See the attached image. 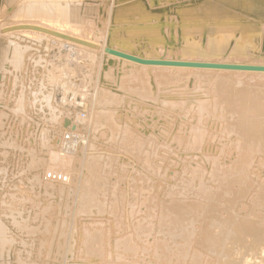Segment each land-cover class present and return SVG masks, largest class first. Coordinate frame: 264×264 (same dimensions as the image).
<instances>
[{"label": "rangeland", "instance_id": "obj_1", "mask_svg": "<svg viewBox=\"0 0 264 264\" xmlns=\"http://www.w3.org/2000/svg\"><path fill=\"white\" fill-rule=\"evenodd\" d=\"M43 21L46 25L63 28L68 33L75 35L78 33L77 36L96 42V47H84L77 43L75 45L71 41L68 43L59 41L51 35L18 31L13 27L7 29L10 25L20 22L42 24ZM107 45L140 56L162 57L169 60L182 58L197 61L264 64V0H0V222L2 223H0V264H67L70 261L71 264H75L74 261L76 264H89L90 262L92 264H189L190 260L196 264L200 262L206 264L208 260L209 264H223L225 258L222 254L207 252L208 250L202 248L199 243V233L204 225L209 224V218L203 217L202 211L206 208L208 211L210 208L209 210L213 212L219 204V207L225 205L221 210L222 213L227 209L228 213H239L246 218L258 219L259 231L257 235L251 236L250 243L253 241V247L256 244L257 250L264 252L262 242L264 241V228L261 226L264 217V181H262L264 180V163H261V156L255 157L258 162L253 159L244 184L237 186L235 183L238 182L234 180V183L231 180L226 185L230 188L227 189V194L215 197L218 194L215 192L217 189L226 188V186H221L220 177L225 174L233 175L235 172L231 162L234 164L236 159H239L235 154L239 138L225 132L227 128L223 125L229 120L220 113L222 107L220 105L221 108H219V104L214 99L216 96L210 86L211 83L213 84L211 78L210 80L205 78L203 81L202 77H199L203 76L202 74L189 75L188 78L185 76L177 82L165 84L160 78L151 76L150 83H152L151 91L153 92L150 91L145 98L137 97L138 95L130 92L126 94L114 92L115 95L120 94L124 97L116 95L109 102V106L114 110L108 107L116 112V120L121 124L126 122L123 126L129 124L128 128H131L133 132L135 142L130 147L128 145L129 148L126 146L129 152L124 150L126 147L118 142L113 144L110 142L111 144L107 145L109 141L103 140L105 139L103 131H93L90 130L91 125H85L84 121H87L95 108L101 105L95 103V98H98L100 92L106 89L102 88L104 87L102 82L109 83V85L114 84L112 77L118 69L117 73L122 72L125 75L141 70L129 66L125 68L123 65L121 67L117 65V68L113 65L109 66L105 57ZM103 71H108L110 74L106 81L102 80ZM237 76L235 80L231 77L235 82L229 86L264 87V76H247L242 82H240L242 77ZM107 89L112 90L109 87ZM211 91L214 96L210 94ZM46 98L48 102L44 100ZM131 100H134L133 104ZM197 107L203 108L200 110ZM120 108L121 112L116 110ZM122 111H127L126 116ZM200 111L201 114H199ZM212 113L215 115L212 116ZM66 117L78 122L81 129L79 134L83 141L77 148L72 147L74 149L63 148L64 145L61 146L58 142L61 141V135H63L64 122L62 121ZM131 117L133 120H130ZM193 128L194 130L204 128L205 133L202 134L201 131L198 133L200 135L197 134L198 140H202L197 141L198 145L194 143L196 141L193 136L197 131L191 130ZM224 132L225 134H222ZM184 134L185 137H183ZM93 141L96 144H93ZM91 144L96 149L102 146L99 150H104L105 156L111 155L119 147L117 151H120L113 152V156H110L112 161L107 164L108 166L104 165L103 177L106 183L103 180L105 184L100 191L105 197L108 193L110 194V191L116 195L129 192L130 198H125L123 204L131 210L132 214L122 206L124 207L123 212L118 209L117 215L105 210L102 214L92 213L90 218L88 215L85 218L83 216V220H81L82 217L78 218L76 210L84 168L86 153L84 151L90 150L88 147ZM114 144L115 149L112 148ZM194 144L196 146H193ZM229 148H235L236 152L232 149L228 152ZM216 149L222 150L219 152ZM123 150L127 151L126 156ZM176 150L177 153H175ZM115 154L118 159L114 157ZM217 154L219 155L216 156ZM211 158L214 159V163ZM248 158L247 156L245 160L250 159L251 161V158ZM113 164H121L114 167L118 172L125 173L122 176L113 175L115 174L114 170L112 172ZM49 173H56L61 177L51 178L47 176ZM183 181L184 184L181 186L180 182ZM260 184L261 188H259ZM199 192L208 194L210 198L213 195V202L209 201L210 199L203 200V198H208ZM145 193L148 197L144 195ZM169 199L177 205L180 204V208L188 213L184 221V227L188 229V232H184L182 236L179 234H176L177 236L167 234L166 237L161 235L162 230L159 224L166 219L162 218V214H165L162 210L167 202L172 203ZM129 214L130 217L127 216ZM121 215L124 216L121 217ZM94 225L103 232L105 236L103 245L105 244V250H109L97 257L87 256L82 249H79L82 248L81 245H78L83 228ZM75 227L77 231L79 230V235ZM118 230L124 232L116 234ZM73 231L77 236L75 246L78 247H74L72 251ZM124 234L133 235V242L129 247H135L138 251L130 249L131 251L127 253L121 254L120 251L117 254L112 253L110 250L112 247L110 249L109 247L113 246V238L117 240ZM258 234H261V237ZM170 238L172 240L175 238L174 244ZM161 240L165 243L170 241L169 247L165 248ZM157 241L163 246L162 248L157 246V248L165 254L154 250L153 244ZM218 243H221V240ZM224 243L221 250L225 249L233 254L232 264L263 262L257 260L259 252L252 250L249 242L240 245L227 241ZM93 258L96 259L93 261ZM193 261L190 264H194Z\"/></svg>", "mask_w": 264, "mask_h": 264}, {"label": "bare ground", "instance_id": "obj_2", "mask_svg": "<svg viewBox=\"0 0 264 264\" xmlns=\"http://www.w3.org/2000/svg\"><path fill=\"white\" fill-rule=\"evenodd\" d=\"M27 21V20H26ZM44 23V24H43ZM14 25V26H13ZM13 25H8L11 29V27L15 28V29H18V31H26L28 33H39V34H45V35H51L53 36L54 38L58 39L59 41H65V42H69L71 41L73 44L77 43V45H82L84 47H92V46H95L96 47V42L94 43L93 41L89 40V39H85V38H82L80 36H77V34H73V33H68L67 31H65L63 28H57V27H53L52 25H46L45 22L43 21L42 24H39V23H36V22H32V23H28V22H20V23H16V24H13ZM55 26V25H54ZM4 28V27H3ZM5 29V30H7ZM10 33V32H9ZM32 35V34H31ZM30 37V36H29ZM49 38V37H48ZM76 45V44H75ZM99 45V44H98ZM108 46V45H107ZM264 46V45H263ZM83 47V48H84ZM121 53L123 55H129L133 58H137L139 60H147L146 62H139V61H136L134 59H131L129 57H124V56H120L118 55L117 53ZM105 57H106V62L107 64H109V66H115L117 68V65L121 67V65H123L124 67L125 66H129V67H134L136 69H141V70H138V72H133V73H129L128 75H125V74H122L121 73H117V70L114 74V77L112 82H115L114 84L111 83V85L106 84L104 82L103 85L104 87L102 88H106L105 90L103 89V92L99 94L98 98H95V103H100L101 105L99 106H95V110L94 112L92 113V115L89 117V119L87 121H84L85 122V125H91V129L90 130H98L101 132L103 131L104 135H105V139H103L104 141H109L107 143L108 144H113L114 142H118L119 144H121L122 146H127L131 144H133V142H135L133 139V132L131 130V128L129 129L128 125L125 127L123 126V124L126 122H124L123 124L120 123V121H117L115 115L116 112H114V108H112L111 106H109V102L112 101L114 99V97L118 94L115 95L114 92L116 93H125L126 92H130V93H135L136 95H138L137 97H141V98H145L147 97V95H149L151 89H152V83H150V78L151 76H156L158 78H160L161 82L165 83V84H171V83H174V82H177L179 81L181 78H185V76L188 78L190 77L191 75H203V76H199V77H202V80L204 81L205 78H211L213 84L211 83V89L214 91V94L216 96V98H214L216 101H217V104H219V108H221V112L222 114H224V117L227 118L229 120V122H227L226 124L223 125V127L225 126L227 129L225 132H227L226 134H233L236 138L238 137L239 138V145H237L236 147V150L237 152L235 151V148H231L232 150H234L237 155V158L239 159H236V162L234 164H232L231 162V165L233 166V170H235L234 174L233 175H224L222 177H220L221 179V186L222 187H225L228 183H230L229 181H233L235 183V181H237L238 183H235V185H240L241 184H244V182L246 181V178L248 176V171H249V167L251 166L250 164L252 163L253 159H256L258 156L257 155H260L261 158V163L263 162L264 163V87H249V86H236V87H231L229 86L230 84H232L233 80H235V77L238 75L240 77H242L241 81L242 82L247 76L249 77H254V76H264V69H259L257 68L258 67H264V64H258V63H238V62H235V63H227V62H221V61H217V62H212V61H203V60H192V59H182L180 58L179 60H169V59H164V58H160V57H146V56H140L138 54H134L132 52H129L127 50H121V49H118V48H112L111 46H108L106 47V52H105ZM175 61V62H186V63H198V62H202V63H214V64H217V63H221V64H226V65H241V66H246L247 68H243V67H235V68H226V67H203V66H199V67H196V66H189V65H184V64H174V63H162V64H159L158 61ZM150 61H156V63H151ZM105 62V63H106ZM102 64V63H101ZM107 66V65H106ZM108 66V67H109ZM127 67V68H129ZM107 68V67H106ZM114 68V67H113ZM126 68V67H125ZM123 68V69H125ZM110 69V68H109ZM153 69V71H152ZM106 71V69H104ZM112 70V68H111ZM116 70V69H115ZM151 70V71H150ZM103 71L102 72V80L103 81H106L108 75H110L107 72ZM122 71V69H121ZM128 71V70H127ZM113 72V71H111ZM113 72V73H114ZM125 72V71H124ZM123 72V73H124ZM132 72V71H130ZM152 72H154L152 75ZM111 73V74H113ZM125 75V76H124ZM190 75V76H189ZM214 77H211L213 76ZM113 76V75H111ZM237 76V77H238ZM233 80H232V78ZM99 78V77H98ZM101 78V77H100ZM186 78V79H187ZM156 79V78H155ZM195 79V78H194ZM200 79V78H199ZM197 80V79H196ZM210 80V79H209ZM260 80V79H259ZM263 80V79H262ZM99 81V80H98ZM108 81V80H107ZM101 82V81H100ZM110 82V81H109ZM160 82V81H159ZM238 82V80H237ZM98 83V82H97ZM181 83V82H180ZM199 83V82H198ZM197 83V85H198ZM203 83V82H202ZM200 82V84H202ZM204 84V83H203ZM240 84V83H239ZM101 85V83H100ZM99 85V86H100ZM157 86V85H155ZM107 87H109L110 89H112L111 91L107 89ZM202 87V86H201ZM174 89V88H173ZM184 89V88H183ZM194 89V88H193ZM156 90V89H155ZM154 90V91H155ZM22 91V90H21ZM153 92V91H151ZM170 92V91H169ZM167 92V93H169ZM181 92V91H180ZM20 93V92H19ZM99 93V92H98ZM159 93V92H158ZM163 93V92H162ZM174 93V92H172ZM178 93V92H177ZM212 93V91L210 92V94ZM97 94V92H96ZM157 94V93H156ZM164 94V93H163ZM166 94V93H165ZM95 95V93L93 94ZM120 95V94H119ZM118 95V96H119ZM167 95V94H166ZM200 95V94H199ZM198 95V96H199ZM213 95V93H212ZM49 96V95H48ZM92 96V95H91ZM122 97H124L123 95H120ZM127 96V95H126ZM125 96V97H126ZM133 96V95H132ZM152 96V95H151ZM156 96V95H155ZM214 96V95H213ZM96 97V96H95ZM135 97V96H134ZM159 97V96H157ZM156 97V98H157ZM164 97V96H163ZM19 98V97H18ZM22 98V97H21ZM43 98V97H42ZM136 98V97H135ZM173 98V96H172ZM187 98V97H186ZM50 99V97H49ZM122 99V98H121ZM132 99V98H131ZM137 99H140V98H137ZM192 99V98H191ZM196 99V98H195ZM20 100V99H18ZM17 100V101H18ZM23 100V99H22ZM45 101L47 100L48 102V99H44ZM124 101V99H122ZM165 100V99H164ZM214 100V101H215ZM123 101H120L121 103ZM127 101V100H126ZM132 101V100H131ZM130 101V102H131ZM134 101V100H133ZM133 101H132V104H133ZM136 101V100H135ZM140 101V100H139ZM142 101V100H141ZM148 101V100H147ZM204 101V100H203ZM213 101V102H214ZM19 102V101H18ZM94 102V101H93ZM144 102H146V100H144ZM150 102V101H149ZM177 102V101H176ZM201 102V101H200ZM210 102V101H209ZM20 103V102H19ZM94 103V104H95ZM124 103V102H123ZM122 103V104H123ZM135 103V102H134ZM142 103V102H141ZM167 103V102H166ZM198 103V102H196ZM204 103V102H202ZM200 103V104H202ZM18 104V103H17ZM49 104V103H48ZM96 104V105H97ZM127 104V102L125 103ZM124 104V105H125ZM136 104V103H135ZM134 104V105H135ZM139 104V103H138ZM144 104V103H143ZM157 104V103H156ZM174 104V103H173ZM185 104V102H184ZM193 104V103H191ZM215 104V103H214ZM15 105V103H14ZM19 105V104H18ZM112 105V104H111ZM121 105V104H120ZM130 105V103H129ZM134 105H131V106H134ZM154 105V104H153ZM199 105V104H198ZM210 105V103H209ZM212 105V104H211ZM221 105V107H220ZM6 106V105H5ZM4 106V107H5ZM94 106V105H93ZM111 107L113 110H110L109 107ZM115 106V105H114ZM127 106V105H126ZM161 106V105H160ZM196 106V104H195ZM199 106H203V105H199ZM124 107V106H123ZM129 107V106H127ZM137 107V106H136ZM135 107V108H136ZM192 107V105H191ZM190 107V109H191ZM204 107V106H203ZM203 107H197L198 109L200 108H203ZM217 107V106H216ZM116 108V107H115ZM131 108V107H130ZM162 108V107H161ZM184 108V107H183ZM214 108V106H213ZM125 110V107L123 108ZM133 109V108H132ZM170 109V108H169ZM181 109V108H180ZM197 109V110H198ZM218 110V108H216ZM117 111L119 110H122L121 108L120 109H116ZM130 110V109H129ZM137 110V108H136ZM143 110V109H142ZM148 110V109H147ZM178 110V109H177ZM194 110V109H193ZM202 110V109H200ZM205 110V109H204ZM211 110V109H210ZM215 111V108L213 109ZM138 111V110H137ZM156 111V110H155ZM164 111V110H163ZM168 111V110H167ZM219 111V110H218ZM217 111V112H218ZM121 112V111H119ZM124 116L125 115V112L127 111H122ZM130 113V111H128ZM134 112V111H133ZM136 112V111H135ZM181 112V111H180ZM165 113V112H164ZM188 113V112H187ZM195 113V112H194ZM193 113V114H194ZM122 114V113H121ZM127 114V113H126ZM133 114H137V113H133ZM163 114V113H162ZM201 114V111L200 113ZM197 114V115H199ZM214 113H212L211 115L213 116ZM120 117L121 115L118 114ZM179 115V114H178ZM215 115V114H214ZM77 116V115H76ZM118 116V117H119ZM131 116H134L131 114ZM136 116V115H135ZM139 116V115H138ZM142 116V115H141ZM159 116V115H158ZM192 116V115H191ZM119 117V118H120ZM137 117V116H136ZM144 117V116H142ZM178 117V116H177ZM189 117V116H188ZM125 118V117H124ZM128 118V117H127ZM132 119L130 120H133V117H131ZM135 118V117H134ZM151 118V117H150ZM220 118V117H219ZM65 119V122L67 123H71L73 122L74 124V127H75V131L76 132H80V126L78 125V122H74V120H72V118L70 119V117H66L64 118ZM63 119V120H64ZM75 119V118H74ZM192 119V118H191ZM214 119V118H212ZM120 120V119H119ZM129 120V119H128ZM127 120V121H128ZM136 120V119H135ZM155 120V119H154ZM169 120V119H168ZM90 124H89V122ZM122 121V120H121ZM125 121V120H124ZM146 121V120H144ZM162 121V120H161ZM171 121V120H170ZM180 121V120H178ZM63 122V121H62ZM123 122V121H122ZM129 122V121H128ZM132 122H135V121H132ZM137 123V122H135ZM189 123V122H188ZM193 123V122H192ZM198 123V122H197ZM196 123V124H197ZM131 124V123H130ZM138 124V123H137ZM141 124V123H140ZM143 124V123H142ZM145 124V123H144ZM219 124V123H218ZM84 125V126H85ZM132 125V124H131ZM135 125V124H134ZM146 125V124H145ZM147 125H149L147 123ZM166 125V124H165ZM217 125V124H216ZM83 126V125H82ZM136 126V125H135ZM141 127V125H138V127ZM144 126V125H143ZM133 127V126H132ZM137 127V126H136ZM158 127V126H157ZM165 127V126H164ZM163 127V128H164ZM181 127V126H180ZM189 127V125L187 126ZM192 127V126H191ZM194 127V126H193ZM196 127V126H195ZM200 127V125H199ZM210 127V126H209ZM220 127V126H219ZM222 127V128H223ZM152 128V127H151ZM173 128V127H172ZM175 128V127H174ZM214 128V127H213ZM140 129V128H138ZM143 129V128H142ZM180 129V128H179ZM199 128V129H191L193 130L194 132L197 131V133L195 132V135L193 136V138H195L194 140L196 142H194L195 144H197L198 142L202 141V140H198V133H201L202 131V134L204 132V128L203 130ZM221 129V128H220ZM83 130V129H82ZM85 130V129H84ZM167 130V129H166ZM198 130H200L198 132ZM64 131H65V128H64ZM98 131H97V134H98ZM138 131V130H136ZM135 131V132H136ZM162 131V129H161ZM99 132V133H101ZM143 132V130H142ZM165 132V131H164ZM167 132V131H166ZM165 132V133H166ZM179 132V131H178ZM189 132V131H188ZM191 132V131H190ZM193 132V134H194ZM217 132V131H215ZM222 133V134H225ZM88 133V131H87ZM205 133V132H204ZM220 133V132H219ZM160 134V133H159ZM162 134V133H161ZM168 134V133H167ZM189 135H191L190 133H188ZM198 134V135H197ZM100 135V134H99ZM103 135V136H104ZM93 136V135H91ZM98 136V135H97ZM141 136V135H140ZM166 136V135H165ZM192 136H191V140H192ZM204 136V135H203ZM210 136V135H209ZM221 136V135H220ZM95 137V136H94ZM139 137V136H137ZM156 137V136H155ZM161 137V136H160ZM168 137V135H167ZM170 137V135H169ZM181 137V136H180ZM185 137V134L184 136ZM190 137V136H189ZM189 137H187V139H189ZM219 137V136H218ZM223 137V136H222ZM99 138V137H98ZM96 138V139H98ZM172 138V137H171ZM204 138V137H203ZM220 138V137H219ZM227 138V137H226ZM41 139V138H40ZM88 139H89V136H88ZM92 139V138H91ZM94 139V138H93ZM94 139V140H96ZM168 140V138H166ZM186 139V140H187ZM202 139V138H201ZM86 139H84L85 141ZM208 140V139H207ZM237 140V139H236ZM154 141V140H153ZM189 141V140H188ZM198 141V142H197ZM223 141V140H222ZM227 141V140H226ZM237 141V143H238ZM89 142V140H88ZM99 142V141H98ZM101 142V141H100ZM111 142V143H110ZM156 142V141H155ZM106 143V142H105ZM118 143L116 145H118ZM192 143V142H191ZM226 143V142H225ZM236 143V142H234ZM232 143V144H234ZM44 144V143H43ZM93 144H96L94 143L93 141ZM98 144V143H97ZM190 144V142L188 143ZM193 145V146H196V145ZM214 144V143H213ZM231 144V143H230ZM228 144V146L230 145ZM50 145V144H49ZM85 145V144H84ZM92 145V144H91ZM87 147L90 148V150L86 149L84 152L85 153V156H84V168L82 170V175H81V182H80V190H79V201H78V208L76 210V213L78 214V218L80 219L81 217V220H83V216L84 218L88 215L89 218L90 216H92V213H96V214H102L105 210L107 211H111L112 213H114L115 215H117L118 213V209L122 211V209L125 207V204H123L125 202V198L127 199L130 198V193L129 192H126V194H122L121 193H118L117 195L115 193H112L110 191V194L108 193V195L105 197L104 195H102V192L100 191V189L102 187H104V184L106 183L105 182V177H103V173L105 170L104 169V165H107L109 164L111 161H112V158H110V156H113V152H116L117 150L113 151L112 154L109 156H105L103 154L104 150L101 151L99 150L101 147H99V149H96L93 145L92 147ZM102 145V144H101ZM106 145V144H105ZM120 145V147H122ZM148 145V144H147ZM165 145V144H164ZM176 145V143H175ZM186 145V144H185ZM198 145V144H197ZM200 145V144H199ZM225 145V144H224ZM235 145V146H236ZM44 146V145H43ZM97 146V145H96ZM100 146V145H98ZM112 146V145H111ZM109 146V147H111ZM215 146V145H213ZM222 146V145H221ZM220 146V148H221ZM231 146V145H230ZM234 146V147H235ZM94 147V148H93ZM103 147H104V142H103ZM106 147V146H105ZM115 147V144L114 146H112V148ZM127 147L124 149V150H128L129 152V149H127ZM128 147V148H129ZM165 147V146H164ZM225 147V146H224ZM223 147V148H224ZM107 148V147H106ZM142 148V147H141ZM173 148V147H172ZM227 148V147H225ZM110 149V148H109ZM115 149V148H114ZM122 149V148H121ZM137 149V148H135ZM157 149V148H156ZM186 149V148H185ZM210 149V148H209ZM230 149V148H229ZM228 150L229 151H231ZM123 150V151H124ZM217 150V149H216ZM214 150V151H216ZM222 150V149H221ZM220 149H218L217 151H221ZM227 150V149H226ZM105 151H108L105 149ZM120 151V150H119ZM117 151V152H119ZM163 151V150H162ZM173 151V150H172ZM127 151H124V155L126 156V153ZM157 152V151H156ZM161 152V151H160ZM218 152V153H219ZM121 153V152H120ZM133 153V152H132ZM177 153V150L176 152ZM223 153V152H222ZM221 153V154H222ZM122 154V155H123ZM202 154V153H201ZM212 154V153H211ZM214 154V153H213ZM220 154V155H221ZM116 155V154H115ZM118 155V153H117ZM117 155L114 156L115 158H117ZM121 155V154H120ZM119 155V156H120ZM151 155V154H150ZM210 155V154H209ZM219 154H217L216 156H218ZM235 155V156H236ZM51 156V155H50ZM53 156V155H52ZM131 156V155H130ZM134 156V155H133ZM136 156V155H135ZM186 156V155H185ZM239 156V157H238ZM249 157L251 158V161L249 159V161H246L245 158L246 157ZM257 156V157H256ZM128 157V156H127ZM175 157V156H174ZM192 157V156H191ZM194 157V155H193ZM213 157V155H212ZM256 157V158H255ZM107 158V159H106ZM114 158V160H115ZM146 158V156H145ZM163 158V157H162ZM215 158V157H213ZM220 158V156L218 157V159ZM234 158V157H233ZM236 158V157H235ZM105 159L107 161H105ZM118 159V158H117ZM134 159V158H133ZM176 159V158H175ZM212 159V158H211ZM217 159V158H216ZM217 159V161H218ZM243 159V160H242ZM152 160V159H151ZM214 159H212L211 161H213ZM233 160V159H232ZM235 160V159H234ZM238 160V161H237ZM257 160V159H256ZM136 161V160H135ZM139 161V160H138ZM146 161V160H145ZM167 161V160H166ZM170 161V160H169ZM202 161V160H201ZM231 161V160H230ZM123 162V161H122ZM120 162V163H122ZM133 162V161H132ZM258 162V160H257ZM83 163V162H82ZM114 163V162H113ZM147 163V162H146ZM170 163V162H169ZM182 163V162H181ZM187 163V162H186ZM214 163V161H213ZM259 162V164H261ZM262 163V164H263ZM138 164V163H137ZM150 164V163H149ZM190 164V163H189ZM111 165V164H110ZM115 165H119V164H113L112 166V172L114 170V173L113 175H119V176H122V174L124 173H120L118 172L117 168L114 167ZM121 165V164H120ZM119 165V166H120ZM123 165V164H122ZM128 165V164H127ZM142 165V164H141ZM140 165V166H141ZM172 165V164H171ZM178 165V164H177ZM108 166V165H107ZM125 166V165H124ZM137 166V165H136ZM166 166V165H165ZM215 166V165H214ZM213 166V168H214ZM228 166V165H227ZM123 167V166H122ZM174 167V166H173ZM201 167V166H200ZM264 167V166H263ZM60 168V167H59ZM120 168V167H118ZM132 168V167H131ZM166 168V167H165ZM215 168H217L215 166ZM229 168V167H228ZM122 169V168H121ZM126 169V168H125ZM168 169V168H167ZM179 169V168H178ZM203 169V168H202ZM230 169V168H229ZM124 170V168H123ZM164 170V169H163ZM181 170V169H180ZM193 170V169H192ZM228 170V169H227ZM231 170V169H230ZM132 171V170H131ZM184 171V170H183ZM213 171V170H212ZM80 172V171H79ZM106 172V171H105ZM123 172V171H122ZM157 172V170H156ZM131 173V172H130ZM133 173V172H132ZM187 173V172H186ZM227 173H229V171H227ZM140 174V173H139ZM37 175V174H36ZM108 175V174H107ZM145 176V175H144ZM153 176V175H152ZM158 176V175H157ZM33 177V176H32ZM126 177V175H125ZM151 177V176H150ZM181 177V176H180ZM216 178H218L219 176H215ZM206 178V177H205ZM132 179V178H131ZM179 179V178H178ZM197 179V178H196ZM254 179V178H253ZM262 179V178H261ZM264 179V178H263ZM103 180L105 183H103ZM157 180V179H155ZM168 180V179H167ZM235 180V181H234ZM252 179H250L251 181ZM113 181V180H112ZM163 181V180H162ZM264 181V180H262ZM260 181V183L262 182ZM137 182V181H136ZM219 182V183H220ZM62 183V182H61ZM117 183V182H116ZM121 183V182H120ZM193 183V182H192ZM233 183V184H234ZM258 183V182H257ZM264 183V182H263ZM66 184V183H65ZM79 184V183H78ZM77 184V185H78ZM112 184V183H110ZM119 184V183H118ZM159 184V183H158ZM184 184V181L183 182H180V185L183 186ZM197 184V183H196ZM206 184V183H205ZM232 184V185H233ZM246 184V183H245ZM171 185V184H170ZM203 185V184H202ZM107 186V185H106ZM119 186V185H118ZM123 187V185H121ZM138 186V185H137ZM196 186V185H195ZM194 186V187H195ZM201 186V185H200ZM237 186H236V189H237ZM245 186V185H243ZM261 188V184L259 185ZM133 187V186H132ZM202 187V186H201ZM229 186H226V188H220V189H217L215 192L218 193L216 194V198L217 196H220V194L223 196V195H226L228 190L230 188H228ZM231 187V186H230ZM246 187V186H245ZM119 188V187H118ZM196 188V187H195ZM239 188V187H238ZM241 188V187H240ZM244 188V187H243ZM78 189V188H77ZM107 189V188H105ZM126 189V188H125ZM137 189V187H136ZM179 189V188H178ZM212 189V188H211ZM228 189V190H227ZM102 190V189H101ZM140 190V189H139ZM138 190V191H139ZM143 190V189H142ZM167 190V189H166ZM208 190V189H207ZM240 190V189H238ZM263 190V188H262ZM129 191V190H128ZM141 191V190H140ZM165 191V190H164ZM168 191V190H167ZM185 191V190H184ZM203 191V190H202ZM205 191V190H204ZM236 193H237V190H235ZM241 191V190H240ZM119 192V191H118ZM136 192V190H135ZM187 192V191H186ZM210 192V191H209ZM258 192V191H257ZM261 192V191H260ZM124 193V191H123ZM129 193V194H128ZM133 193V192H131ZM188 193V192H187ZM191 193V192H190ZM201 193V192H199ZM136 194V193H135ZM184 194V193H183ZM201 194H205V193H201ZM146 195V193L144 194ZM155 195V194H154ZM170 195V194H169ZM215 195V194H214ZM147 196V195H146ZM204 196H206L208 199L206 198H203V200L205 199L206 201H212L214 199V196L212 195V197L210 198V196L207 194H205ZM231 196V195H230ZM136 197V195H135ZM141 197V196H140ZM145 197V196H144ZM148 197V196H147ZM159 197H161L159 195ZM168 197V196H167ZM174 197V196H173ZM139 198V197H138ZM146 198V197H145ZM171 198V197H170ZM194 198V197H193ZM141 199V198H140ZM138 199V201L140 200ZM150 199V198H149ZM159 199V198H158ZM245 199V198H244ZM263 199V197H262ZM132 200V199H131ZM134 200V198H133ZM137 200V198H136ZM136 200L134 202H136ZM143 200V199H142ZM160 200V199H159ZM202 200V199H201ZM247 200V199H246ZM141 201V200H140ZM170 201V199H169ZM128 202V200H127ZM127 202H126V205H127ZM150 202V201H149ZM172 203H168L167 202V205L164 207L163 206V212L165 211V214L161 213L162 214V218H166L164 219L163 221H161V223L159 224L160 226V230L161 231V235L165 236L167 234H174L173 236H175L176 234H179V235H183L184 232H188V229L184 227V221H185V218H186V215L188 214L186 212V210H183L180 208V204L177 205L176 203H173V201H170ZM213 202V201H212ZM140 203V202H138ZM145 203V202H144ZM153 203V202H152ZM210 203V202H209ZM215 203V202H214ZM259 203V202H258ZM188 204V202H187ZM129 205V204H128ZM190 205V204H189ZM220 205V204H219ZM219 205L215 207V210L213 212H211L209 209V206H208V211H207V208L202 211L204 216L203 217H206V218H209L208 220V223L209 224H206L203 226L202 230H201V233H199L200 235V238H199V243H200V246L206 250H208L207 252H210V253H218V254H222V256L225 258L223 259V264H232V262L234 261V258H233V254L231 253H228L225 249L224 250H221L222 248V245L223 243L226 241L228 243H235L237 245H240V244H244V243H250V239H251V236L252 235H255L256 233H258L259 231V225L257 223L258 219H255V218H246V217H243L241 214H235L233 212L232 215H230L231 213H228V211L226 210H223L224 213H222V208H224V206L222 207H219ZM240 205V204H239ZM248 205V204H247ZM124 206V207H122ZM136 206V205H135ZM130 207V206H129ZM158 207V206H157ZM236 207V206H235ZM256 207V206H255ZM132 208V207H131ZM226 208V207H225ZM125 209H128L125 207ZM142 209V208H141ZM144 209V208H143ZM159 209V208H158ZM256 209V208H255ZM264 209V208H263ZM212 210V209H211ZM253 210V209H252ZM250 210V212L252 211ZM120 211V212H121ZM160 211V210H159ZM240 211V210H239ZM123 212V211H122ZM126 212V211H125ZM161 212V211H160ZM201 212V214H202ZM253 212V211H252ZM73 213V212H72ZM128 213H131V210L128 209ZM138 213V212H137ZM136 213V214H137ZM146 213V212H145ZM123 214V213H122ZM132 214V213H131ZM263 214V213H262ZM140 215V214H139ZM160 215V214H159ZM244 215V214H243ZM247 215V214H246ZM252 215V214H251ZM259 215V214H258ZM258 215H255V216H258ZM261 215V214H260ZM264 215V214H263ZM262 215V217H263ZM5 216V215H4ZM101 216V215H100ZM124 216V215H121V217ZM130 217V214L127 215ZM126 216V217H127ZM141 216V215H140ZM74 217V216H73ZM76 217V215H75ZM103 217V216H102ZM138 217V216H137ZM261 217V216H259ZM77 218V217H76ZM150 218V217H149ZM78 219V220H79ZM123 219V218H121ZM129 219V218H128ZM139 219V218H138ZM74 220V219H73ZM77 220V219H76ZM104 220V219H102ZM115 220V219H114ZM118 220V219H117ZM119 220H120V217H119ZM146 220V219H145ZM206 220V219H205ZM26 221V220H25ZM122 221V220H121ZM76 222V221H75ZM79 222V221H78ZM76 222V223H78ZM82 222V221H81ZM114 222V221H113ZM112 222V224H113ZM150 222V221H149ZM157 222V221H156ZM262 224L261 226L264 228V217L262 218ZM1 223V222H0ZM18 223V222H17ZM74 223V225L76 224ZM132 223V222H131ZM138 223V222H137ZM141 223V222H140ZM204 223V222H203ZM2 224V223H1ZM83 224V223H82ZM108 224V223H107ZM129 224V223H128ZM127 224V225H128ZM20 225V224H19ZM18 225V226H19ZM126 225V224H124ZM137 225V224H136ZM106 226V225H105ZM119 226V225H117ZM157 226V224H156ZM20 227H22L20 225ZM92 226H87L85 228H83L82 230V236H81V240L79 241L80 244L78 245H81L82 248H79L80 250L82 249V251H84V253L87 255V256H99L101 254H104L106 252H108L107 250H105V244L103 245L104 241H103V237L104 234L103 232L101 231V229L95 227V225L91 228ZM114 227V225H113ZM137 227V226H136ZM153 227V226H151ZM184 227V228H183ZM3 228V227H2ZM74 228V227H73ZM76 228V227H75ZM159 228V227H158ZM79 229V228H78ZM127 229V228H126ZM137 229V228H136ZM156 229V227H155ZM3 230V229H2ZM67 230V229H66ZM105 230V229H104ZM115 230V228H114ZM195 230V229H194ZM193 230V231H194ZM264 230V229H263ZM1 231V230H0ZM76 231H77V228H76ZM79 231V230H78ZM77 231V233H78ZM81 231V230H80ZM152 231V230H151ZM157 231V230H156ZM262 231V230H261ZM124 232L123 230H118L117 232H115L116 234L117 233H121ZM127 232V230H126ZM137 232V231H136ZM141 232V231H140ZM160 232V231H159ZM73 236H71V240L73 239V241H71L72 245H71V250L73 251L74 247H76V243H77V236H76V233L75 231H73ZM113 233V232H112ZM190 233V232H189ZM193 233V232H191ZM261 233V232H260ZM159 234V233H158ZM79 235V233H78ZM115 235V234H114ZM127 235V234H126ZM125 234L122 235V237H118L117 240H114L113 238V246H108L109 249L112 247V253H127V252H130L131 250L130 249H134V250H137L135 247H129L130 246V243L133 242L132 238H133V235L130 234L129 236H126ZM257 235V234H256ZM259 235V234H258ZM261 235V234H260ZM259 235V236H260ZM110 236V235H109ZM112 236V235H111ZM121 236V235H120ZM132 236V237H131ZM160 236V235H158ZM162 236V237H163ZM177 236V235H176ZM117 237V236H116ZM163 237V238H165ZM221 237V238H220ZM225 237V239H223ZM261 237V236H260ZM112 238V237H111ZM136 238V237H135ZM157 238V237H156ZM171 238H173L171 236ZM170 238V239H171ZM227 238V239H226ZM116 239V238H115ZM151 240V239H150ZM159 240V239H158ZM221 240V243H218V241ZM249 240V241H248ZM110 240H108L109 242ZM154 241V240H153ZM163 241V240H161ZM160 241V242H161ZM172 244H174V241H175V238L174 240H172ZM252 241V240H251ZM261 241V239H260ZM76 242V243H75ZM106 242V241H105ZM139 242V241H138ZM158 242V243H157ZM157 242H154V247L155 249L154 250H157L159 251L160 253H162L161 249L159 250L158 248H162L163 246L159 243V241ZM164 242V241H163ZM264 243V241H262ZM69 243V242H68ZM111 243V242H110ZM109 243V244H110ZM137 243V242H136ZM169 243H171L170 241H166V243L164 242V246L165 248L166 247H169ZM224 243V244H225ZM252 243H254L252 241ZM250 243V247H252L251 249L252 250H257L256 248V244L254 245L253 247V244ZM256 243V242H255ZM260 243V242H259ZM262 243V244H263ZM135 246V244H133ZM132 245V246H133ZM137 245V244H136ZM139 245V244H138ZM145 245V244H144ZM261 246V244H259ZM259 245H257L259 247ZM157 246H159L157 248ZM224 246V245H223ZM68 247V246H67ZM78 247V246H77ZM76 247V248H77ZM150 247V246H149ZM172 247V246H171ZM248 247V246H246ZM139 248V247H138ZM147 249V248H146ZM223 249V248H222ZM242 249V248H241ZM250 249V250H251ZM263 249V248H262ZM261 249V250H262ZM70 250V249H69ZM141 250V249H140ZM153 250V249H152ZM197 250V249H196ZM215 250V251H214ZM249 250V249H247ZM78 251V250H77ZM264 251V250H263ZM133 252V250H132ZM189 252V251H188ZM205 252V251H204ZM240 252V251H239ZM246 252V250H245ZM252 252V251H251ZM259 252V258L257 257V260L258 261H263L261 263H264V252L262 251H259L257 250V253ZM70 253V252H68ZM136 253V252H135ZM155 253V252H154ZM180 253V252H179ZM201 253V252H200ZM243 253V252H242ZM262 253V254H261ZM73 254V253H71ZM120 254V255H121ZM158 254V252H157ZM162 254H165V253H162ZM186 254V253H185ZM185 254H183L185 257ZM188 254V253H187ZM251 254V253H250ZM249 254V255H250ZM85 255V256H86ZM108 255V254H107ZM119 255V256H120ZM138 255V254H137ZM208 255V254H207ZM239 255V253L237 254ZM253 255V254H252ZM258 255V254H257ZM70 256V255H69ZM74 256V255H73ZM102 256V255H101ZM114 256V255H113ZM122 256V255H121ZM165 256V255H164ZM168 256V255H167ZM196 256V255H195ZM194 256V257H195ZM244 256V255H243ZM81 257V256H80ZM107 257V256H106ZM136 257V256H135ZM181 257V255H180ZM198 257V256H197ZM201 257V256H199ZM206 257V256H205ZM208 257V256H207ZM214 257V256H213ZM222 257V258H223ZM240 257V256H239ZM71 259V256L69 257ZM73 258V257H72ZM75 258V257H74ZM78 258V257H77ZM186 258V257H185ZM215 258V257H214ZM236 258V257H235ZM241 258V257H240ZM69 259V260H70ZM80 259V258H79ZM86 259V258H85ZM96 258H93L92 260L94 261ZM144 259V258H143ZM184 259V258H183ZM193 259V258H192ZM200 259V258H199ZM202 259V257H201ZM206 259V258H205ZM239 259V258H238ZM253 259V258H252ZM260 259V260H259ZM75 260V259H74ZM81 260V259H80ZM88 260V259H87ZM98 260V259H97ZM121 260V259H119ZM118 260V261H119ZM190 260V259H189ZM213 260V259H212ZM236 260V259H235ZM243 260V259H242ZM68 261V260H67ZM184 261V260H183ZM193 260H190V262H192ZM71 262V261H70ZM70 262H67L70 263ZM83 262V260H82ZM86 262V261H85ZM88 262V261H87ZM96 262V261H95ZM98 262V261H97ZM182 262V261H181ZM187 262V261H186ZM189 262V264H190ZM203 262V260H202ZM206 262V261H205ZM214 262V261H213ZM74 263L76 264V262L74 261ZM78 263V262H77ZM84 263V262H83ZM91 263V262H90ZM89 263V264H90ZM99 263V262H98ZM152 263V262H151ZM159 263V262H158ZM183 263V262H182ZM194 264H196L194 261H193ZM217 263H221V261H217ZM259 262V264H261ZM71 264V263H70ZM92 264V263H91ZM154 264V263H153ZM161 264V263H160ZM177 264V263H176ZM199 264V263H198ZM201 264V262H200ZM204 264V263H202ZM206 264H209V260L207 261ZM254 264H255V261H254ZM256 264H258L256 262Z\"/></svg>", "mask_w": 264, "mask_h": 264}, {"label": "built area", "instance_id": "obj_3", "mask_svg": "<svg viewBox=\"0 0 264 264\" xmlns=\"http://www.w3.org/2000/svg\"><path fill=\"white\" fill-rule=\"evenodd\" d=\"M64 122V127L65 128V131L62 132L63 135H61V141H58L59 142V145H64L63 148H67V147H74V148H77V146L83 141L81 140L82 139V136L79 134V132H76L75 131V127H74V124L73 122H69L66 124L65 122V119L63 120ZM72 148V149H74ZM71 149V150H72ZM48 177H51V178H60L61 176L59 174H47Z\"/></svg>", "mask_w": 264, "mask_h": 264}, {"label": "water", "instance_id": "obj_4", "mask_svg": "<svg viewBox=\"0 0 264 264\" xmlns=\"http://www.w3.org/2000/svg\"><path fill=\"white\" fill-rule=\"evenodd\" d=\"M118 55H120V56H126V57H129V58H131V59H134V60H136V61H139V62H146L147 60H139V59H137V58H133V57H131V56H129V55H123V54H121V53H117ZM151 63H156V61H150ZM158 63L159 64H162V63H174V64H184V65H189V66H196V67H199V66H203V67H215V68H217V67H226V68H235V67H243V68H247L246 66H241V65H226V64H221V63H217V64H214V63H202V62H198V63H186V62H180V63H178V62H175V61H158ZM257 68H259V69H264V67H258L257 66ZM66 124H67V122H66Z\"/></svg>", "mask_w": 264, "mask_h": 264}]
</instances>
